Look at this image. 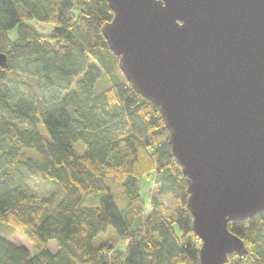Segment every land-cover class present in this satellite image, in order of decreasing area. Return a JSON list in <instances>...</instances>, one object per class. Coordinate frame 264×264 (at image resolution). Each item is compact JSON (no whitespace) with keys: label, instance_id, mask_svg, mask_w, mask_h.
Here are the masks:
<instances>
[{"label":"trees","instance_id":"16d2710c","mask_svg":"<svg viewBox=\"0 0 264 264\" xmlns=\"http://www.w3.org/2000/svg\"><path fill=\"white\" fill-rule=\"evenodd\" d=\"M112 18L107 0H0V264H199L163 120L101 34ZM29 174L57 191L37 199ZM149 179L157 192L146 204ZM228 230L247 248L228 264H264V212Z\"/></svg>","mask_w":264,"mask_h":264},{"label":"water","instance_id":"95a60500","mask_svg":"<svg viewBox=\"0 0 264 264\" xmlns=\"http://www.w3.org/2000/svg\"><path fill=\"white\" fill-rule=\"evenodd\" d=\"M107 4L113 18L101 34L127 83L163 120L199 264L246 255L228 224L264 212V0Z\"/></svg>","mask_w":264,"mask_h":264},{"label":"rangeland","instance_id":"374dc122","mask_svg":"<svg viewBox=\"0 0 264 264\" xmlns=\"http://www.w3.org/2000/svg\"><path fill=\"white\" fill-rule=\"evenodd\" d=\"M46 28H48V27H46ZM43 32H46V30H43ZM16 36H17L16 30H12V31H10L8 33V38L11 39V40H14L16 38ZM104 79L103 80L100 79V80L104 82L105 81ZM101 81L98 82V88H100L101 83H103ZM74 146H75L76 149H78L77 145H74ZM79 152H82V151H79ZM26 156L30 157V158H33V159H36L31 153H25L22 156V158H24ZM25 184L27 185V188L29 189L30 193L35 195L37 199H40V198L45 197V196H48L51 193H54L55 191H57V188L55 187L54 184H49V183L42 182L41 180H39L38 178H36L32 174L27 175V177L25 179ZM156 189H157V186H155L153 184L151 179L145 180L143 182L141 194H142V197L144 198L146 204H148L147 201H148V198H149L150 194L151 195H156V192H157ZM158 201L161 204H163L166 208H171L172 207V202H171L170 197H158ZM146 212H148V209H147ZM2 227H1L2 229H0V232L2 234H6L5 233V229H4L5 226H2ZM8 237H9V240L12 243L17 244V245H22V246L26 247L27 249H29L31 251L30 244L28 243V241L19 232H17V231H13V232H10V233L8 232ZM101 240H102V237H101V239L98 238V240H96V242L101 241ZM124 247H125V243L124 242L117 244V248L118 249L123 250ZM48 248H49L51 253H55L57 251V243H56V241H51L48 244Z\"/></svg>","mask_w":264,"mask_h":264}]
</instances>
